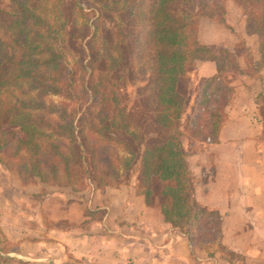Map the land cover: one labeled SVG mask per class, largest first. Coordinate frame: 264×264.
Listing matches in <instances>:
<instances>
[{"label":"trees","instance_id":"obj_1","mask_svg":"<svg viewBox=\"0 0 264 264\" xmlns=\"http://www.w3.org/2000/svg\"><path fill=\"white\" fill-rule=\"evenodd\" d=\"M99 1V13L94 15L93 23L96 25L104 18L109 21L103 33L108 60L99 59L95 48H89L80 69L85 75L82 86L90 96H95L98 90L103 93L101 88L106 85L107 99L101 95L98 104L97 101L88 104L84 108L86 113L79 107L77 115L92 116L91 108H96L102 116L96 115L97 124H89V132L101 135L102 139L111 135L127 149L130 158L124 168L125 186L136 179L135 193L143 197L146 205L157 209L164 223L181 230L195 221L200 232L207 225L202 218L213 213L199 207L193 199L192 178L180 144L181 123L191 105L189 88L184 89L183 82L195 75L194 70L201 62L216 66L217 74L203 80L197 107L205 108L211 101L218 109L220 101L222 109L225 105L222 94L214 100V91L220 84L224 86L221 78L225 77V84L231 87L236 76L243 72L237 66L231 44H239L249 52L248 73L264 70V0H124L121 8L118 0H109L110 8L106 5L108 0ZM221 1H231V13L227 6L216 11ZM36 3L37 0H30L32 7ZM105 10L107 15H103ZM113 10L120 13L115 17L120 22H130L128 27L116 23L110 16ZM34 11L26 3L20 4L14 13L0 11V95L5 97L0 105V165L7 168L8 162L21 160L22 169L31 167L28 173L31 177L40 181L50 177L51 184L58 187L63 185L59 182L60 175L65 177L67 186H64L70 189L73 181L80 182L75 168L83 164L76 117L70 115L63 124L47 122L42 114H34L30 103L14 98L15 92L21 93L24 88L42 95L69 97L73 73L66 81L59 80L63 69L57 62L62 53L57 45L60 47L66 35L65 23L57 21L52 26ZM199 18L225 25L229 30L227 41L219 46L198 44L195 23ZM97 30L94 26L91 40ZM144 45L147 50H143ZM10 46L19 48V52L15 55ZM223 53H228V57L231 53V66L221 63L219 55ZM225 67L233 69L232 73L227 75ZM121 71L129 72L130 76L138 73L129 81L130 93L124 106L119 105L117 98L121 91L119 83H127L125 76L118 75ZM94 77L96 87L90 83ZM7 98L13 99V103ZM141 108L144 110L140 111ZM215 113L216 110L210 112V118ZM146 114L151 118V128L147 130L135 124L137 115L141 119ZM149 136H152L149 140L157 142L155 145H146ZM19 150L24 151V158L18 154ZM94 181L93 178L91 184Z\"/></svg>","mask_w":264,"mask_h":264},{"label":"crops","instance_id":"obj_2","mask_svg":"<svg viewBox=\"0 0 264 264\" xmlns=\"http://www.w3.org/2000/svg\"><path fill=\"white\" fill-rule=\"evenodd\" d=\"M208 32L207 39L202 30L197 34L203 45L219 46L226 40L227 35ZM231 45L235 51L236 44ZM236 58L243 72L231 84L225 119L213 137L205 138L209 143L200 142L208 148L187 161L196 180L193 199L218 215L227 251L239 255L241 264H264V70L250 74L246 60ZM194 73L208 79L217 67L201 62ZM134 187L131 183L101 193L100 220L92 219L88 206L79 213V225L71 204L64 207L59 201L50 215L26 205L17 208L19 213L5 210L0 241L16 247L2 250L0 257L9 264H220L216 252L209 256L190 249L184 235L169 228ZM12 217L19 219L18 225L23 221L18 232L12 231L17 224Z\"/></svg>","mask_w":264,"mask_h":264},{"label":"rangeland","instance_id":"obj_3","mask_svg":"<svg viewBox=\"0 0 264 264\" xmlns=\"http://www.w3.org/2000/svg\"><path fill=\"white\" fill-rule=\"evenodd\" d=\"M98 2L100 1L37 0L36 5L33 6L35 10L34 13L37 16L46 19L52 26H54L57 21L65 23L66 35L63 37L60 47L57 45V47L60 48L62 52L61 57L57 62H60V65L63 69L62 73L58 75L59 80L66 81L68 75L73 73L70 79L69 97L52 95L50 93L42 95L35 91L30 92L27 90V88H24L21 93L18 91L15 92L16 97H14L16 101H27V103H30L35 111L34 114H42L47 122L59 121L63 124L65 120L69 119L70 115L72 116L73 114V116L76 117V132L78 134L77 143L78 148L81 151L83 164L81 168H75V173L77 178L80 179V182L73 181L71 183L73 189L71 187L69 189L65 187L67 186L64 184L65 177L58 175L59 182L63 185L57 187L51 184L52 181H50V177L42 180L44 182L40 181L41 179L39 180L38 177H31L30 174H28L31 172V167L27 166L26 169H22L21 160L14 159L13 161L8 162L7 168L0 165V217L5 210L10 213H19L20 210H17V208L25 205L30 208L38 207L41 211H47L50 215L53 213V209H57L55 206H57L56 202L59 201V204L64 207L65 205L71 204V214L74 217L77 225L81 224V216L79 213L84 207L87 208L88 206L91 208L90 212L93 216L92 219L99 221L103 211L97 209L102 207L101 203L103 202V199L101 197V193H103L104 196L106 192L114 190L120 186H125L126 184L125 177L127 173L124 168H126V161L130 158L129 154L127 153V149L123 148L119 143H116L115 137L111 135L107 139H102L101 135L92 134L89 132V124H97L96 115L99 118L102 116L96 108H91V111H93L92 116L89 114H83L86 113L84 108L88 104L95 101H97L96 104L99 103L101 95L107 99L106 85L101 88L103 93L99 92L97 87L98 93L95 96H90L89 91L85 90V88L82 86V80L84 79L85 75L84 71L80 69V63L82 59L87 56L89 48H95L98 53L96 55L99 57V59L103 61L108 60L107 56L109 54L108 50L106 49L108 45L103 33L107 31L109 21L107 18H104L102 21H98L96 25L93 23L94 15L99 13L100 9V4ZM25 3L28 8H33L30 6V0H0V11H2V14L14 13V11L18 10L20 4ZM122 4H124V0H118V8H121L120 6ZM106 5H108L110 8L109 0L107 1ZM225 6H227L231 13V1H226L225 3L221 1L220 5L217 6L216 11L218 10V7L223 9ZM105 11L103 15H107L106 13L108 10ZM116 14L120 15V13H114L113 10L110 16L115 19L117 21L115 22L120 24L122 27H128L130 22L128 20L126 22H120V20L115 18L117 16ZM216 18L220 17L217 16ZM203 22H205V25H203ZM94 26H97L98 30L96 31L95 38H92L91 40L89 36L94 30ZM195 30V39L198 44L201 43L199 42L200 40L198 41L197 34L200 33L201 30L203 31L201 34L203 39H207L208 35L211 34L208 32V30L211 32H219L220 38H225L227 35L226 40H224L223 43L227 41L229 37L228 28L225 25L218 23L216 20L212 21L209 19L199 18L195 23ZM235 46H237V49L235 51L233 49V51L236 54V57L244 58L246 61L248 56L251 58L249 52L244 47L239 44ZM10 49L14 50L15 55L17 52H19V48L15 46H10ZM215 49L217 50V48ZM143 50H147L145 45L143 46ZM11 52L12 51H9V53ZM130 55L131 54H127L128 57H130ZM135 58L136 57H133V62ZM219 58H221V63L223 65L231 66V53L229 57L228 53L220 54ZM246 61H244L245 64ZM105 65L107 67L109 66L108 61ZM126 69H128V67ZM127 71L118 72V75L125 76L127 80V85L124 83H119L121 91L117 93V98L120 106L126 105V98L128 93H130V88L127 87L130 79L138 75V73H135L130 76L129 72ZM232 71L233 69L225 67L224 72H227V75L232 73ZM85 73H87L86 70ZM52 76L53 75H51V77ZM225 80V77L221 78L224 86L220 87L222 84L219 83V87H217V89L214 91L216 94L214 100L217 99V96H221L222 94L224 99L223 105H226L233 95V92L231 91L232 86L230 87L229 85L225 84ZM90 83L93 87L98 86L97 78L94 77ZM202 87L203 80L198 79L194 74L191 77H186L183 82V88L186 90L189 88L188 91L191 96V105L187 111L184 121L181 123L182 138L180 144L185 154V162L192 178V185H194L196 180L191 175V169H189V163L187 160L192 155L200 153L208 148L207 146L200 144V142L204 140L205 144L209 143L205 138H211L214 136L215 132L221 123H223L226 116L224 113L225 105L222 107V109L221 107L219 108L220 101H218V109H215V105L211 101L207 107H201L203 109L197 107V100L200 98ZM4 99L5 97L3 94L0 95V105L1 101ZM7 99L13 103V99ZM79 107H82L84 110L81 115H77V110ZM142 110L144 109L141 108L140 111ZM213 110H216V113L212 115V118H210L211 115L209 113L214 112ZM135 118V124L137 126H143L145 130H147V128H151V118L149 119L147 114L141 119L138 118V115ZM150 137L152 136L146 138V145L148 143L155 145L157 142H155L154 139L149 140ZM60 141L66 145L68 144L67 140L63 141V139H60ZM18 154L23 156L22 158L25 157L23 150H19ZM25 163H28L27 158ZM93 178L95 181L91 184ZM133 183L135 186L136 179L132 181V184ZM89 184H91V186ZM5 206H8V208H5ZM198 206L202 207L200 205ZM205 209L208 210L207 208ZM212 213L213 215L211 217L202 218L203 221L207 222V225L206 228H203L200 232L199 227L196 224L197 222L195 221L178 231L181 232L187 239V245L190 249L195 247L198 250H204V253H207L209 256L212 255L211 252H216L219 254L220 264H231V262L239 264L242 261V258L239 255L227 251V247H225L227 245L225 244L223 238L224 236L221 233V221L218 220L219 217L215 212ZM12 220L13 222L17 223L15 228L12 230L13 232H18L19 229L23 228L21 226L23 221H20L21 224L18 225L19 219L16 221L12 217L11 221ZM0 221L6 222L5 219ZM198 224L200 225L201 223ZM168 227L172 228L169 225ZM1 238H3V236H0V239ZM0 243L2 246L0 247V254H2V250L16 247L15 244L5 245L4 239L1 240ZM5 259L6 258L0 257V264H9V262L5 261ZM76 264L80 263L76 262Z\"/></svg>","mask_w":264,"mask_h":264}]
</instances>
